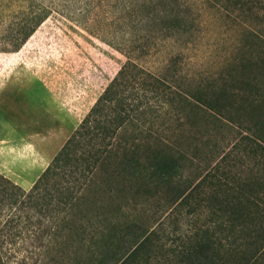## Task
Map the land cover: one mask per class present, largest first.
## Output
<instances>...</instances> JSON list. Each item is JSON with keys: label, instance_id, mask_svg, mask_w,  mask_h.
<instances>
[{"label": "trees", "instance_id": "1", "mask_svg": "<svg viewBox=\"0 0 264 264\" xmlns=\"http://www.w3.org/2000/svg\"><path fill=\"white\" fill-rule=\"evenodd\" d=\"M210 1L220 8L231 4L229 15L236 14L237 22L217 74L204 79L194 75L188 89L176 92L177 100L167 92V76L139 65L150 54V46H145L149 39H134L141 55L135 48L124 52L127 62L31 191L26 193L0 174V204L17 205L20 198L28 197L33 205L41 196L48 206L53 202L74 206L85 197L97 199L98 192H83L100 168H108L109 175L130 191L128 202L135 198L146 206L155 201L158 207L164 202L165 209H157L162 214L153 224L131 219L122 208L112 213L98 211L95 216L100 220L90 227L87 264H264V0ZM22 16V27L10 40L15 48H3L0 53L18 52L47 13L38 10ZM156 19L161 29L153 47L164 41L177 44L185 36L184 45H188L197 38L195 24L180 10L159 9ZM174 58L169 56L165 70ZM138 80L154 87L158 106L124 98L127 83ZM176 102L203 111L208 128L222 124L237 137L225 149L202 138V149L197 147L191 157L182 146L148 148L118 141L135 120ZM107 109L109 118L104 122ZM148 212L144 208L142 213Z\"/></svg>", "mask_w": 264, "mask_h": 264}, {"label": "rangeland", "instance_id": "2", "mask_svg": "<svg viewBox=\"0 0 264 264\" xmlns=\"http://www.w3.org/2000/svg\"><path fill=\"white\" fill-rule=\"evenodd\" d=\"M213 3L0 0V49L15 48L16 43L10 40L22 27L24 13H47L46 20L18 52L0 53V174L26 193L31 191L127 62L124 52L135 48L141 55L134 39H149L145 46H150V54L139 65L158 76H167V92L177 100L176 92L188 89L194 75L204 79L217 74L233 42L237 22L236 14L229 15L231 4L227 3V9ZM164 8L169 12L180 10L195 24V41L184 45L185 36L177 44L164 41L153 47L161 29L160 22L154 20L155 12ZM170 55L175 58L165 70ZM127 85L123 95L126 100L151 101L158 106L154 87L139 80ZM104 114L102 120L106 122L109 110ZM204 115L181 102L164 104L146 113L141 121L135 120L141 127L125 128L118 141L148 148L159 144L173 149L182 146L188 157L197 147L202 149V138H210L212 145L222 149L229 148L236 132L222 124L208 128L203 124ZM135 118L140 116L136 114ZM93 178L83 193L98 192L97 199L85 197L74 206L54 202L48 206L42 196L33 205L28 197L20 198L17 205L1 203L0 264H87L90 227L100 220L95 216L98 211L112 213L122 208L131 219L153 224L162 214L157 209H165L163 201L159 207L155 201L146 206L135 198L133 203L128 202L130 191L109 175L108 168H100ZM69 180L73 182L71 177ZM144 208L149 210L147 214L142 213Z\"/></svg>", "mask_w": 264, "mask_h": 264}]
</instances>
